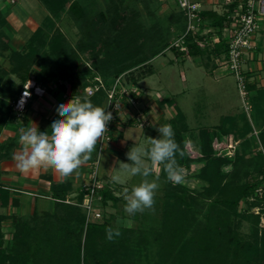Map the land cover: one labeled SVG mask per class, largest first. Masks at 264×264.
Listing matches in <instances>:
<instances>
[{"label": "trees", "instance_id": "trees-1", "mask_svg": "<svg viewBox=\"0 0 264 264\" xmlns=\"http://www.w3.org/2000/svg\"><path fill=\"white\" fill-rule=\"evenodd\" d=\"M40 1L50 16L36 29L28 45L15 52L10 51L6 45H1L0 40V53L8 52L11 72L19 81L16 87H7L4 82H8V79L5 81L3 73L0 75V135L5 126L16 121L11 103L30 76H34L48 91L50 83H55L59 84L54 85L56 89L58 86L62 87L58 88L59 92L64 90L71 98L86 97L84 90L95 76H99L108 86L126 72L151 62L170 48V42L163 41L158 29H154L151 35V31L143 28L140 23L128 26L126 13L111 22V30L94 26L91 31L98 34L97 41L90 33L84 41L77 42L78 49L72 48L54 25L53 18L60 19L67 14L80 21L84 18L83 9L76 1ZM172 1L176 6V0ZM234 8L235 5L228 6L227 11L221 14L203 11L201 18L204 26L212 30V35L221 37L228 13ZM176 12L183 24L180 30H184L185 18L178 9ZM6 24V19L0 15V27L3 28ZM201 39L203 38H198ZM187 40L191 41V38ZM150 41H155V48L159 49L146 57L143 49ZM187 45V57L190 58L204 54L223 58L226 53L223 42L208 49V53L202 52L195 42H188ZM170 50L183 55L174 48ZM44 53L49 60L48 66L42 67L39 75H31V65ZM128 81L137 83L132 79ZM248 89L250 95L254 94L249 98L253 106L250 115L253 126L244 114L240 117L223 116L216 127L200 130L191 139L188 138L189 127L184 113L173 101L162 103L172 107L175 112V116L167 124H171L175 132L177 163L187 173L186 177L192 174L193 179L201 182L200 191L190 190L182 183L170 182L163 165H160L159 174H150L148 178L159 180L165 186L161 206L154 205L152 214L143 212L139 227L123 228L114 226L111 222L114 215L107 212L108 206L116 208L121 202L120 195L116 193L118 186L107 184L106 189L101 192L103 219L86 223L82 208L63 203L69 191V183L57 185L59 190L54 187L52 193L54 200H60L57 206L61 211L56 210L59 222L37 227L24 220L16 222L15 232L7 247L0 226V264H264V228H259L260 216L264 218V208L257 215L249 213V210L243 213L239 211L241 201L248 200L256 188L261 183L264 184V89L257 90L252 85ZM104 96L105 93L100 91L88 99L95 106L102 107ZM238 119L242 126L235 132L236 124L240 122ZM256 128L259 129L263 152L257 151L252 157H247L252 146L244 138ZM233 133L237 140L244 139L240 147L236 148L234 156H217L212 148L214 138L230 137ZM189 141L198 150L199 157L195 159L190 158L185 151ZM14 146L12 140L0 143V160L9 158ZM96 157L95 147L87 160L92 161ZM196 163L202 164L198 173L192 171ZM230 164L233 165L232 171L224 174L222 167ZM253 174L261 176L262 181H245ZM9 195L7 191L0 189L1 206L8 205ZM82 200V195H78V204ZM2 220L4 217L0 216V224ZM243 221L250 225L246 238L239 234ZM108 228L118 229L120 235L112 241L107 240Z\"/></svg>", "mask_w": 264, "mask_h": 264}, {"label": "rangeland", "instance_id": "rangeland-1", "mask_svg": "<svg viewBox=\"0 0 264 264\" xmlns=\"http://www.w3.org/2000/svg\"><path fill=\"white\" fill-rule=\"evenodd\" d=\"M26 0H18L17 3ZM81 7L83 9L84 18L83 20H77L75 18L67 17V19L63 16L60 19H54V25L60 30L63 29V35L65 36L67 43L70 45L71 37L67 38L66 36L71 34L65 30V26L63 25L64 21L68 23L71 31L75 34L77 38L76 44L79 41H84L87 36L91 33L92 37L97 41L99 38L97 33L92 32L94 26H102L104 29L111 30V22L114 20H118L122 13H126L127 20L126 24L130 27L135 26L137 23H140L143 28L149 29L151 31V35L153 34L154 29H158L161 32V38L167 40L171 43L173 39H175L178 35L183 33L184 30H180L182 24L181 19L179 18L177 12V8L172 0H80ZM17 3L12 5L9 1L0 0V15L2 18L9 19L8 26L1 28L0 27V40L1 45H6L9 47L10 51H20L23 47L29 44L31 41V37L34 32H32V25L28 24L27 26L24 23V20L19 16L20 13L19 7ZM219 6V5H217ZM18 7V8H17ZM11 13V14H10ZM223 13V12H221ZM103 14V16H100ZM10 15V16H9ZM104 17V20H103ZM264 31V30H263ZM261 34H264L261 33ZM70 40V41H69ZM78 43V44H79ZM70 45L72 48L78 49L76 47ZM156 42H148L147 47L143 49L144 56L149 57L154 50H158L156 47ZM160 46V45H158ZM208 49L211 48H200V50L204 53H208ZM262 53V60L260 66V70L254 73L256 74L253 78H250L249 84L255 87V89H264V48ZM45 54V53H44ZM8 52L0 53V75H2L8 82H4L7 87H16L19 85V81L16 76L11 72V65L8 61ZM48 57L45 55H41V57L36 60L35 63L31 65V75H39L41 68L48 66ZM222 57H212L211 55H201L197 58H190L183 55H177L170 48L163 51L159 56L154 58L151 62L147 64H143L137 66L130 71L123 74V78L125 81L129 83V79L136 80L137 83L133 85H137V87L143 89V94H141L140 106L142 109H145L146 112L151 111V108H144V100L149 99V101L155 106L156 109V123L153 120L152 126L149 130L155 129V135L158 137L157 128L164 125L162 121L167 120L170 117V113L168 111H164L166 108H169L166 104L163 105V101H173L174 105L179 108L184 115L186 116V122L189 127L188 138L191 139L192 136H195L196 132L204 129H210L212 127H216L219 124V120L223 116H239L245 115L248 119L251 126L250 115L253 110L252 102H250L251 98L254 94L249 96V102L246 103V107L241 101L239 97L235 78L227 71L224 67ZM260 63V62H259ZM254 67V66H253ZM151 70L149 71V69ZM150 72V73H149ZM213 72V73H212ZM149 73V74H148ZM259 77L256 79L255 77ZM128 79V80H127ZM54 85H59L55 83H50V90L48 94L51 98L48 97L47 110H45V116H49L52 111L55 109L57 101L68 102L72 99L69 96L68 92L64 90L59 92L58 88ZM9 89V88H8ZM15 95L12 97L14 98ZM11 98V99H12ZM39 110V109H38ZM160 110V111H158ZM54 112L51 115H55ZM50 115V116H51ZM47 116V117H48ZM50 116L44 120L47 121V125H49ZM150 116V114H149ZM152 116V114H151ZM150 116V118H152ZM50 118V119H49ZM22 120V119H21ZM17 121V120H16ZM159 121V122H157ZM240 120L238 119V122ZM241 121L236 124L235 132L240 129ZM126 129V130H125ZM132 129H135L131 126H126L122 128L123 135L125 133H130ZM136 131V130H133ZM148 131V130H147ZM233 140V144L236 148L244 141V139L248 140L251 143V149L247 153V157H252L257 151L263 152L260 139H259V129H253L251 134L245 136V138H239L237 140L236 134L233 133L232 136L227 137ZM122 137L119 138V140ZM215 140H219V143L216 144ZM191 141V140H190ZM188 142L185 147V151L190 158L195 159L199 157L198 150L192 146L191 142ZM227 143V142H226ZM225 145V140L214 138L212 143L216 149H219L221 145ZM150 147V146H147ZM241 149V148H239ZM214 150V149H213ZM110 155L109 152L103 151L99 155V165L101 163H105L104 159L106 156ZM122 163V162H119ZM118 163V164H119ZM106 165L110 164V162L105 163ZM148 166V164H147ZM201 163H196L195 166L192 167V171L198 173L201 168ZM150 169L154 170V166L150 165ZM118 168V165L116 169ZM114 170L113 176L117 175V170ZM233 169V165L223 166L221 171L224 174H229ZM101 170V167H100ZM155 171V170H154ZM156 172V171H155ZM154 172V173H155ZM186 172H183V180L182 183L190 190L200 191L202 184L201 182L193 179L192 174L189 177H186ZM112 176V177H113ZM124 180L123 183H119L121 185H128L127 192L125 186L117 187L118 183L111 181V186L117 187V195H120L121 202L117 204L116 208H112L108 206L107 212L110 215H114L112 219V223L116 227L123 228H136L139 227L140 217L143 212L153 213L154 205L159 204L161 206V199L164 195V184L156 180L159 184V188L156 191V195L154 197V205L151 209H145L143 212H138L134 215H129L124 211V205L126 203L125 196L130 194L131 188L134 185H137L141 182L142 177L140 176H122ZM149 180H153L152 178H148ZM262 181V177H256L255 174L246 178L245 181L253 182V181ZM106 182L105 179H103ZM128 182L127 184H125ZM86 183V182H85ZM84 183V184H85ZM64 185V183H62ZM61 184V185H62ZM83 184V185H84ZM57 185L60 184H51L50 192L48 197L51 200H44L38 198H32L34 200V204L31 208H26V214H20L21 210L9 213L4 216L5 223L1 222L0 226L4 229L3 231V239L5 247L9 245L12 240V235L15 232V224L21 220L28 221L31 225H47L49 223L59 222V218H57L56 210L58 209L59 201L54 200L53 198V189L59 190ZM70 185V184H69ZM108 185L109 182H108ZM82 187V185H81ZM58 188V189H57ZM64 187H62L63 189ZM81 189V188H80ZM69 191L65 195V199L63 203L67 204L66 201H69V205H75L78 203L76 201V197L74 196L76 193L73 191V187L70 185ZM17 194V193H12ZM18 200L13 199L12 203L14 206L15 202ZM16 202V203H17ZM251 204H255V206H251ZM31 208V209H30ZM264 208V184L261 183L255 190L254 194L248 198V200L241 201L239 205V211L243 213L246 210H249V213L257 215L260 213V209ZM19 209V208H18ZM61 211V210H60ZM60 217V214H58ZM259 228H264V218L260 216ZM87 223V222H86ZM250 225L247 222H241L239 234L242 237H247L249 234Z\"/></svg>", "mask_w": 264, "mask_h": 264}, {"label": "built area", "instance_id": "built-area-1", "mask_svg": "<svg viewBox=\"0 0 264 264\" xmlns=\"http://www.w3.org/2000/svg\"><path fill=\"white\" fill-rule=\"evenodd\" d=\"M6 1L12 5L18 2V0ZM223 5L227 7L235 5V8L228 13L226 26L219 37L212 35V30L204 26L201 18L203 9L199 2L176 0L177 9L185 18V29L171 41L170 48L187 56L188 42H195L201 49L205 47L212 49L216 44L223 42L226 53L221 64H224L227 71L235 78L239 97L246 107L251 94L248 89L250 85L248 80L252 77L248 75L260 70V67L253 66L259 61L256 57L258 46L255 37L264 29V0H224ZM210 34L212 36L209 37ZM199 37L203 39L198 40ZM188 38H191V41H188ZM100 91L105 93L102 107L112 113V120L106 126L104 135L97 141V158L91 163L88 180L81 187L83 200L81 204L75 203L83 209L87 223L99 222L103 219L101 192L106 189L107 183L99 175V155L112 143L114 131L129 122L141 130L152 126L148 112L140 106L143 89L128 83L123 76L118 77L108 86L99 76H95L91 84L85 88L84 93L87 98H91ZM25 92L28 93L27 97H24ZM47 96L48 90L39 84L34 76H30L11 103L13 115L16 119L23 118L34 98L42 99ZM22 98L23 103H21ZM223 140H225V145H221L219 149L213 145V149L217 156L232 158L236 146L230 138L224 137ZM215 143L218 144L219 140H215ZM66 203L70 204L69 201Z\"/></svg>", "mask_w": 264, "mask_h": 264}, {"label": "clouds", "instance_id": "clouds-1", "mask_svg": "<svg viewBox=\"0 0 264 264\" xmlns=\"http://www.w3.org/2000/svg\"><path fill=\"white\" fill-rule=\"evenodd\" d=\"M27 96L25 92L24 97ZM54 110L57 115L50 119L46 129L38 130L31 124L28 128L20 129L19 142L22 147L13 159L21 172L46 164L63 176L70 175L89 159L112 120L111 112L95 106L87 97H73L68 102L57 101ZM157 131L158 137L149 139L151 147L134 145L126 153L129 162L119 163L116 169L118 174L112 177L116 183L124 182L122 176L142 177L141 182L125 196L124 211L129 215L151 209L154 205L159 184L155 179H148L151 169L147 161L163 165L170 182L180 183L183 180V170L175 158L178 145L172 125L164 124ZM119 235L118 229H106V239L109 241Z\"/></svg>", "mask_w": 264, "mask_h": 264}, {"label": "crops", "instance_id": "crops-1", "mask_svg": "<svg viewBox=\"0 0 264 264\" xmlns=\"http://www.w3.org/2000/svg\"><path fill=\"white\" fill-rule=\"evenodd\" d=\"M69 3H72L74 1L78 2L79 6L81 7L80 0H68ZM199 2L202 6L203 11H213L218 14H221V12H224L228 7L226 5H223L224 0H196ZM219 5V6H217ZM17 6L19 7V13L20 17L24 20V23L29 26L28 24L32 25V32H34L43 22V20L50 16L48 10L45 8V6L42 4L40 0H26L21 1L20 3H17ZM17 7V8H18ZM82 8V7H81ZM11 14V13H10ZM10 16V15H9ZM63 17V16H62ZM64 17L67 19V14L64 15ZM71 18V17H70ZM7 23H9V19L7 17L6 19ZM8 26V24H6ZM63 25L65 26V30L68 31L71 36L67 35V38L71 37L70 45L74 46L76 44L77 38L75 37V34H73V31H71L70 26H68V23L64 21ZM6 26V27H7ZM264 30V29H263ZM260 31L257 36L255 37L256 43H257V54L256 57L258 58V63L254 65V67H258L261 64L262 60V51L264 48V31ZM61 32H63V29H60ZM70 41V40H69ZM260 62V63H259ZM251 68V67H248ZM259 68V67H258ZM213 73V72H212ZM256 74H252L251 77L255 76ZM256 79H259V77H255ZM48 97L50 95L48 94L47 97L38 99L34 98L29 108L27 109L24 118L16 119L14 123L8 124L5 126L1 132L0 135V143H3L7 140H12L15 143V146L13 150L10 153V157L7 159L0 160V189L7 191L9 195V202L7 206H1L0 205V216L4 217L8 215L9 213L20 211V214H26V208H31L34 204H31L34 202L32 199L38 198V199H44V200H51L48 197V194L50 192V186L51 184H62V183H69L73 187V192L76 193L74 196L81 195V185H83L85 182H87L89 177V167L91 163L94 161L85 160L82 162V164L73 171L70 175L63 176L59 172H57L53 167L48 166L46 164L37 165L34 168H31L27 171L21 172L16 167V161L13 159V156L15 153H17L22 145L19 142V135H20V129L28 128L31 125H34L38 130H43L48 127L47 121L44 120L48 118L51 114L55 112V110L52 111V113L47 117L45 116V110H47V104H48ZM144 100V108H151V111L149 112L150 116L152 114L151 120H153L156 123V109L157 105H153L149 99H143ZM39 109V110H38ZM160 111V110H158ZM164 111H168V113H172L170 117H168L167 120L162 121V123L167 124L174 116L175 112L172 107L166 108ZM53 115L50 116V118ZM49 118V119H50ZM25 119V120H24ZM159 122V121H157ZM126 126H131L135 129H132V131L129 133H125L123 135L122 128ZM126 130V129H125ZM136 130V131H133ZM148 130V131H147ZM122 137V139L119 140V138ZM151 138H157L155 135V129L149 130H141L135 126L132 125L131 122L119 126L118 130L114 131L113 134V140L112 143L105 149L106 152H109L110 155L106 156L104 159V162H110V164L106 165L105 163H101L99 165V175L101 179H105L108 184H111L112 176L114 173V170L116 169L119 162L122 163H128L126 153L134 146V145H141L145 148H150V141ZM96 144V149H97ZM150 146V147H147ZM98 155V154H97ZM97 158V157H96ZM148 167L150 165H153L154 170L151 169V174L158 175L160 172V165H154L150 161H147ZM101 167V170H100ZM155 172V173H154ZM126 182L125 184H127ZM112 185V184H111ZM116 186L123 187L127 189L129 187L128 185H121L117 184ZM17 193V194H12ZM77 198V197H76ZM13 199L18 200L14 201V206L12 201ZM17 202V203H16ZM19 208V209H18ZM30 208V209H31ZM6 220H2L3 223H5ZM4 228V227H3ZM2 228V233L4 229Z\"/></svg>", "mask_w": 264, "mask_h": 264}]
</instances>
